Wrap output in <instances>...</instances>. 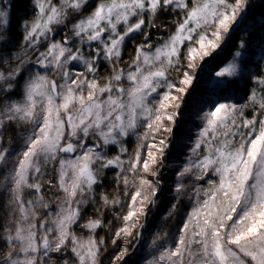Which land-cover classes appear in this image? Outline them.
<instances>
[{
    "label": "snow or ice",
    "instance_id": "obj_1",
    "mask_svg": "<svg viewBox=\"0 0 264 264\" xmlns=\"http://www.w3.org/2000/svg\"><path fill=\"white\" fill-rule=\"evenodd\" d=\"M30 5L20 51L0 38V264H102L103 228L111 264L145 244L142 264H264V46L233 40L249 0ZM13 7L0 0V31ZM161 195L175 231L145 241Z\"/></svg>",
    "mask_w": 264,
    "mask_h": 264
},
{
    "label": "trees",
    "instance_id": "obj_2",
    "mask_svg": "<svg viewBox=\"0 0 264 264\" xmlns=\"http://www.w3.org/2000/svg\"><path fill=\"white\" fill-rule=\"evenodd\" d=\"M12 4L14 7L10 12V22H11V32L8 31H0V38L8 39L9 48L8 52H17L20 51L19 45L22 42L23 38V22L30 21L33 16L32 8L30 5V0H12ZM249 13L248 16L241 28L240 31H237L233 35V40L238 41L241 36H244L246 40L250 41V53H258L260 48L264 46V0H249ZM159 22H163L167 24L169 22L165 17H161ZM10 37V39H9ZM2 40H0V44H2ZM139 42V41H137ZM234 47V45H233ZM132 51V46L129 45V48L126 50L125 59H128V53ZM252 60L258 58L257 55H252L249 57ZM102 74H104L102 72ZM244 82L240 81L238 84L239 89H243ZM187 118L185 117V120ZM188 125H186L182 129H178L176 132L177 138H180V132L186 130ZM142 131V129H141ZM11 136L15 138L16 131L9 130L5 134V142L7 143L8 137ZM19 141H17L13 147L18 148ZM127 147L131 151L135 147V138L132 137L129 139L127 143ZM115 154V152L110 153ZM175 154V149H173V155ZM166 165H171L164 170V179L165 180H174V175H170L172 171V167H175L177 161L172 159L170 155L168 159L165 161ZM4 170L3 166H0V220L6 217L8 213V192L6 187L4 186ZM114 187V178L111 172H107V174L103 177V189H97V191L107 190L111 192ZM122 191V189H121ZM165 192H167V187L165 188ZM187 205V197H185V204H182L180 207V214L182 215L186 211ZM169 207V197L167 195H161L158 200V205L156 208H153L148 216V227L150 230L144 232L145 241H150L152 238V234L156 231H164L166 229H171L173 232L174 228V220L169 219L167 222L164 220V215L166 214ZM99 213L96 210V205L87 206V211L85 213V218L89 216H98ZM111 212L107 213L105 217V223L108 220L112 219ZM79 233V229L77 230ZM114 231V229H113ZM105 237L107 240V250L104 251L101 255L102 264H111L112 257L120 250L119 247L113 250V245L111 244L110 234L107 228L100 229L98 231L99 237ZM120 247H123V242H120ZM147 252V245L141 248L139 251H133L132 254L127 258V264H142L143 257Z\"/></svg>",
    "mask_w": 264,
    "mask_h": 264
}]
</instances>
